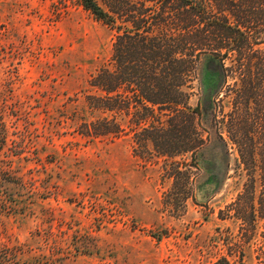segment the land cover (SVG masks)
I'll return each instance as SVG.
<instances>
[{
    "label": "rangeland",
    "instance_id": "1",
    "mask_svg": "<svg viewBox=\"0 0 264 264\" xmlns=\"http://www.w3.org/2000/svg\"><path fill=\"white\" fill-rule=\"evenodd\" d=\"M115 34L78 0H0V175L23 185L18 214L0 216V245L18 243L42 264H264V219L253 226L233 212L249 177L220 126L227 109L213 79L215 104L197 120L205 147L177 159L188 182L174 186L163 160L136 157L129 129L114 140L78 135Z\"/></svg>",
    "mask_w": 264,
    "mask_h": 264
},
{
    "label": "trees",
    "instance_id": "2",
    "mask_svg": "<svg viewBox=\"0 0 264 264\" xmlns=\"http://www.w3.org/2000/svg\"><path fill=\"white\" fill-rule=\"evenodd\" d=\"M78 3L116 33L111 63L91 77L84 94L87 114L80 117L78 135L114 140L129 129L136 157L163 160V175L174 186L182 179L188 182L189 169L177 159L190 155L195 160L205 147L197 120L215 104L209 90L213 79L227 109L220 126L249 177L234 215L253 226L264 219V0ZM200 72L204 93L192 107ZM6 143L0 118V155ZM22 187L1 173L0 216L18 214L23 204L16 189ZM26 253L18 243L0 245V264H42L33 256L25 260ZM213 264L232 263L221 258Z\"/></svg>",
    "mask_w": 264,
    "mask_h": 264
}]
</instances>
